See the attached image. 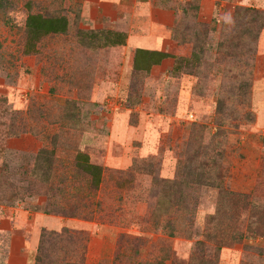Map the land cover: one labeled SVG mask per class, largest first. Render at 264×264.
I'll list each match as a JSON object with an SVG mask.
<instances>
[{"label": "rangeland", "instance_id": "1", "mask_svg": "<svg viewBox=\"0 0 264 264\" xmlns=\"http://www.w3.org/2000/svg\"><path fill=\"white\" fill-rule=\"evenodd\" d=\"M29 14L68 31L26 54ZM137 48L201 59L145 73ZM39 254L264 264V0H0V264Z\"/></svg>", "mask_w": 264, "mask_h": 264}, {"label": "trees", "instance_id": "2", "mask_svg": "<svg viewBox=\"0 0 264 264\" xmlns=\"http://www.w3.org/2000/svg\"><path fill=\"white\" fill-rule=\"evenodd\" d=\"M194 9L198 10L199 8L198 6H195ZM68 24V20L64 16L57 18H46L39 14H29L25 22V53L32 54L36 52V45L42 38L46 36L66 33L68 31ZM97 34L100 33L92 35L91 38H93L97 42H100L101 47L122 46L124 45L126 40V36L123 33L107 31L105 32V35L100 34L102 36L101 38ZM167 59H173V72H178L184 65L189 66L194 62L200 61L201 56L196 52H192L189 58H182L160 51H151L142 48H137L134 51L133 55V68L136 71L149 73L152 67L160 65L164 60ZM39 157H41V153L39 154ZM75 160L79 168L87 175L91 176L92 184L95 187H98L101 182V168L97 165L90 163L89 157L81 152H78L76 154ZM49 209L50 208L47 206V208H45L44 213L50 214L51 210ZM217 229L218 228H215L214 230ZM218 231L219 230H217L216 234H218ZM173 235V232L169 233L170 237ZM232 236H234L233 241L239 242V231L234 233ZM35 264H44L40 254L36 256ZM157 264H164V262H160Z\"/></svg>", "mask_w": 264, "mask_h": 264}]
</instances>
